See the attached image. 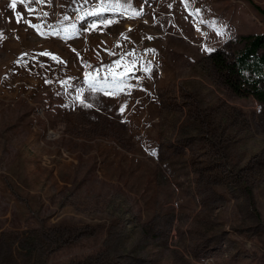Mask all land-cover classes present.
I'll use <instances>...</instances> for the list:
<instances>
[{
	"label": "rangeland",
	"instance_id": "1",
	"mask_svg": "<svg viewBox=\"0 0 264 264\" xmlns=\"http://www.w3.org/2000/svg\"><path fill=\"white\" fill-rule=\"evenodd\" d=\"M100 2L0 0V264H264V0Z\"/></svg>",
	"mask_w": 264,
	"mask_h": 264
},
{
	"label": "trees",
	"instance_id": "2",
	"mask_svg": "<svg viewBox=\"0 0 264 264\" xmlns=\"http://www.w3.org/2000/svg\"><path fill=\"white\" fill-rule=\"evenodd\" d=\"M254 8L264 14L258 6ZM241 40L244 47L232 61L226 62L223 54L216 52L210 62L233 77L228 86L235 94L250 95L264 110V35L245 36Z\"/></svg>",
	"mask_w": 264,
	"mask_h": 264
},
{
	"label": "snow or ice",
	"instance_id": "3",
	"mask_svg": "<svg viewBox=\"0 0 264 264\" xmlns=\"http://www.w3.org/2000/svg\"><path fill=\"white\" fill-rule=\"evenodd\" d=\"M22 3H37V4H43L45 2V0H21ZM183 2V0H182ZM11 7L13 9H15L16 7V0H12V4H11ZM105 10V4H104V0H101L100 2V5L96 8L95 11H92V12H89L88 15H99L101 14L103 11ZM29 12L32 13V12H35V9H32V8H29ZM44 15H47V13H45ZM22 18L21 17H18L17 18V22H20ZM28 23V26L29 27H33L35 28L39 34H43V33H40V25H32L31 22L29 21H26ZM107 26V24L105 25ZM96 27V25H92V28L94 29ZM219 34V33H218ZM0 39H2V36H0ZM42 55H48L47 53H42ZM131 55V53L129 54ZM53 59H56L55 57H52ZM110 73H111V70H109ZM114 78H115V75L113 74ZM95 91V89H93ZM121 111H123V108L121 109Z\"/></svg>",
	"mask_w": 264,
	"mask_h": 264
}]
</instances>
